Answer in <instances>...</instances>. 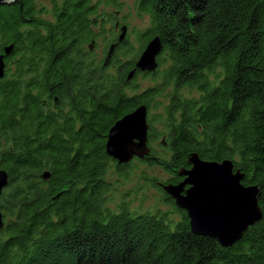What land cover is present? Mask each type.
<instances>
[{
  "label": "trees",
  "instance_id": "trees-1",
  "mask_svg": "<svg viewBox=\"0 0 264 264\" xmlns=\"http://www.w3.org/2000/svg\"><path fill=\"white\" fill-rule=\"evenodd\" d=\"M33 1L0 6V53L5 56L10 47L19 57L18 71L39 73L24 91L13 82L0 84V169L9 180L0 197V264H264V0L138 4L150 28L137 34V53L158 37V64H164L163 54L168 62L163 84L174 88L157 118L163 132L154 131L147 118L149 146L154 138H165L164 164L171 174L166 182L181 183L177 172L188 170V157L196 154L202 161H231L243 175L242 185L258 188L262 219L228 248L193 234L186 213L166 195L177 222L132 213L124 205L117 212L106 209L108 163L121 177L137 160L118 166L110 159L108 131L139 106L152 108L160 93L155 87L142 93L130 89L143 74L135 71L127 80L137 56L122 62L125 39L110 40L108 64L90 59L88 45L99 36L88 20L95 14L88 7L91 0H64L53 24L35 18ZM100 3L117 11L122 5L120 0ZM110 65L114 75L108 73ZM208 73L217 76L210 80ZM184 88H195L198 97L178 95ZM44 97L65 110L62 124L53 116L44 119ZM17 104L30 110L28 115L17 110L20 122L14 121ZM149 148L139 161L153 166L156 154ZM45 171L50 173L46 182Z\"/></svg>",
  "mask_w": 264,
  "mask_h": 264
},
{
  "label": "water",
  "instance_id": "water-1",
  "mask_svg": "<svg viewBox=\"0 0 264 264\" xmlns=\"http://www.w3.org/2000/svg\"><path fill=\"white\" fill-rule=\"evenodd\" d=\"M14 0H0V6H7ZM117 38L124 41L127 28L122 26ZM93 42L89 46L92 50ZM114 44L110 46L104 65L108 64ZM11 48L4 50L9 55ZM162 53V44L158 37L147 42L135 60L134 70L127 75L132 80L135 71L155 73L157 58ZM4 55L0 56V79L4 73ZM148 108L139 106L131 114L117 121L108 131L105 142L106 155L118 166L129 164L134 158L143 159L150 154L148 147ZM188 170L180 169L177 175L184 180L177 184L161 185L163 192L173 200L178 210H183L189 220L193 234L215 239L222 248L234 245L242 238L246 230L262 219L258 205V188L244 187L243 175L234 170L229 160L217 162L202 161L196 154L188 157ZM50 173L41 175L47 181ZM9 183L8 174L0 169V197ZM187 187V188H185ZM239 206L242 210L236 211ZM3 227L0 214V229Z\"/></svg>",
  "mask_w": 264,
  "mask_h": 264
},
{
  "label": "rangeland",
  "instance_id": "rangeland-1",
  "mask_svg": "<svg viewBox=\"0 0 264 264\" xmlns=\"http://www.w3.org/2000/svg\"><path fill=\"white\" fill-rule=\"evenodd\" d=\"M50 0H41L40 3L48 5ZM95 1V0H94ZM121 6L118 13L119 18L127 23V33L125 37L126 41V56L123 61H129L131 56L136 53V56L140 55L138 52L139 44L137 42V34L142 33L144 30L150 28L149 16L141 14L138 11L139 0H120ZM40 3H38L40 5ZM37 4V5H38ZM105 13L112 12L110 7L101 6ZM118 10V8H116ZM110 27L105 25V30L100 31V25L96 27V32H99V36L95 41V46L90 52V59L94 63L103 61L105 57V47L112 41L114 36L119 35V30L115 31L111 35ZM111 40V41H110ZM109 41V42H108ZM136 58V59H137ZM120 60V58H118ZM164 64L158 65L157 71L154 75H143L135 77L129 86L130 89H135L134 92L142 93L146 89L156 88L160 95L154 100L153 107L148 110V120L151 122V126L154 131L163 132L161 125L157 124V118L163 114L165 107L167 106L170 96L174 93L172 84H163V72L168 65L166 60V54L161 56ZM111 66V65H110ZM108 73L114 75L115 68L113 66L108 68ZM210 80H214L216 73L207 74ZM130 94L133 92L129 91ZM183 98L191 99L198 97V92L195 88H184L178 92ZM149 131V129H148ZM164 142L162 137L154 138L151 142V148L156 154V164L153 166L134 160L130 163L128 171H122L125 175L119 176L117 174L116 165L114 163H108L105 180L108 184L109 191L105 194V206L111 212H117L119 207L124 205L132 213H149L152 215H161L163 218L171 223L177 222L179 216L176 214V210L166 202L165 195L156 184L165 183L170 179L171 174L166 171L164 160L169 157L167 148L163 150L161 143ZM172 226V225H171Z\"/></svg>",
  "mask_w": 264,
  "mask_h": 264
},
{
  "label": "flooded vegetation",
  "instance_id": "flooded-vegetation-1",
  "mask_svg": "<svg viewBox=\"0 0 264 264\" xmlns=\"http://www.w3.org/2000/svg\"><path fill=\"white\" fill-rule=\"evenodd\" d=\"M41 0H34L33 1V10H34V16L36 19L43 21L45 23L48 24H53L54 22H56L58 15H56L58 12H63L62 9V3L64 0H50L48 1V5L40 3ZM104 0H91L90 5L88 6L89 9L91 11H94L95 14L91 15L88 17V20L94 24H96V27H98L99 25H101V23H103L104 25L109 26L111 29L112 27L114 28L115 32L117 33L118 30L122 27V26H126L127 23H125L122 19L119 18V13L116 9H113L112 12H109L107 15L104 13H101V5L102 2ZM140 1V0H139ZM138 1V4H139ZM40 3V5L38 4ZM38 4V5H37ZM61 12V14H62ZM105 12V10H104ZM95 27V28H96ZM94 28V29H95ZM111 44L113 42H110ZM110 44V45H111ZM5 50V49H4ZM3 55V53H0V56ZM19 61V57L16 55H13L12 52L9 53V55H5L3 57V63H4V73H3V77L2 79H0V84H5V83H15V84H19L22 88V91L26 90V89H30V81H32L34 79L35 76H37L39 73H36L34 71H27V70H23V71H18L17 70V62ZM147 75H151V74H145ZM34 96V91H32L31 93ZM46 97V96H45ZM45 97L42 99V108H41V112H42V116L44 117V119L46 121H51V117H54V121L56 120V123L58 124H62L63 123V116H65V110L60 109V107L57 106L56 104V99L52 102L50 101V99L47 101V98L45 99ZM17 108L16 110H14V121L20 122L22 121V116L17 115V110H23L24 114L28 115V113L30 112V110H26L24 108L23 105H18L15 107ZM60 112H62V117L60 118ZM36 114L34 112V114L32 115V117H35ZM162 140H165L164 137H162ZM151 146V143H150ZM182 179V178H181ZM183 180V179H182ZM165 184H171L168 182H165ZM160 184H156L157 188L160 189L162 191V189L159 187ZM175 185V184H173ZM187 188V187H185ZM163 193V192H162Z\"/></svg>",
  "mask_w": 264,
  "mask_h": 264
},
{
  "label": "bare ground",
  "instance_id": "bare-ground-1",
  "mask_svg": "<svg viewBox=\"0 0 264 264\" xmlns=\"http://www.w3.org/2000/svg\"><path fill=\"white\" fill-rule=\"evenodd\" d=\"M89 46H90V44L88 45V48H87V49H88L89 52H91V51L93 50L94 46H95L94 42H93L92 50H89ZM110 46H112V45H110ZM109 48H110V47H109ZM109 48H108V50H109ZM108 50L106 51L105 56H106ZM104 58H105V57H104Z\"/></svg>",
  "mask_w": 264,
  "mask_h": 264
},
{
  "label": "snow or ice",
  "instance_id": "snow-or-ice-1",
  "mask_svg": "<svg viewBox=\"0 0 264 264\" xmlns=\"http://www.w3.org/2000/svg\"><path fill=\"white\" fill-rule=\"evenodd\" d=\"M236 211H240L242 210L239 206H237V208L235 209Z\"/></svg>",
  "mask_w": 264,
  "mask_h": 264
}]
</instances>
